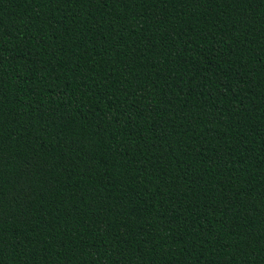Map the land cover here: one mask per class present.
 Masks as SVG:
<instances>
[{"label": "trees", "instance_id": "16d2710c", "mask_svg": "<svg viewBox=\"0 0 264 264\" xmlns=\"http://www.w3.org/2000/svg\"><path fill=\"white\" fill-rule=\"evenodd\" d=\"M0 264H264V0H0Z\"/></svg>", "mask_w": 264, "mask_h": 264}]
</instances>
